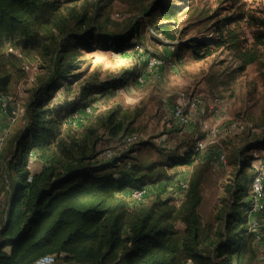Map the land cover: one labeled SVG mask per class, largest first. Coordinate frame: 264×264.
Instances as JSON below:
<instances>
[{
	"label": "trees",
	"instance_id": "1",
	"mask_svg": "<svg viewBox=\"0 0 264 264\" xmlns=\"http://www.w3.org/2000/svg\"><path fill=\"white\" fill-rule=\"evenodd\" d=\"M177 15L175 4L164 5L162 21L154 28L170 43L178 39ZM142 19L123 26L130 29L125 37L110 32L116 23L105 20L101 7L91 11L84 4L65 7L62 0H0V93L11 95L15 83L29 77V69L36 77L25 90L27 129L17 149L0 146V196L5 182L14 191L7 210L0 198V264H35L48 256L63 264H256L264 252L250 230L254 193L250 196L242 183L243 170L232 185V202L223 199L210 224L201 213L197 182H188L177 204L161 193L138 203L122 194L171 177L166 161L130 156L142 142L138 111L118 107L84 116L77 127L65 124L93 92L107 87L99 75L87 74L82 50H94L95 41L119 48L137 36ZM228 33V40L184 45L200 60L226 43L238 48L243 68L259 59L256 50L240 47L235 30ZM137 134L138 142L125 147L126 139ZM104 137L120 141L121 151L108 156L100 148ZM204 148L195 143L184 157L169 155V161L175 160L170 167L192 165L204 156ZM10 152L4 179L1 162ZM34 163L40 165L38 172L32 170Z\"/></svg>",
	"mask_w": 264,
	"mask_h": 264
},
{
	"label": "rangeland",
	"instance_id": "2",
	"mask_svg": "<svg viewBox=\"0 0 264 264\" xmlns=\"http://www.w3.org/2000/svg\"><path fill=\"white\" fill-rule=\"evenodd\" d=\"M161 1L164 3L160 6ZM62 3L65 7L84 4L91 11L101 7L105 20L116 23L110 32L125 37L130 29L123 26L131 19L135 22L143 17L137 36L132 34L119 48L107 49L95 41L94 50H82L84 69L86 65L89 67L87 74L99 75L98 80L107 87L93 92L76 112L90 107L91 113H85L88 117L118 107L138 111L136 127L142 142L132 147L137 152L132 151L135 154L130 156L135 160L143 157L147 162L166 161L171 174L155 183L153 193L172 197L177 204L185 194L180 181L197 182L203 196L201 213L210 224L215 223L217 207L223 204V199L232 202L236 184L232 185L240 170L245 172L242 183L251 196L256 175L261 173L264 177V0H62ZM168 3L178 7L179 32L173 43L154 29L162 21L160 10ZM149 9L148 19L145 14ZM231 29L238 34L241 48L259 53L257 61L241 67L238 48L231 43L213 47L211 56L201 60L195 58L193 49L185 46L189 42L228 40ZM155 58L163 63L154 68L150 64ZM28 72L29 77L15 83L11 94L24 113L25 90L34 85L36 78L34 69ZM57 94L56 101L60 102L64 91ZM184 95L205 99V105L199 107L186 125L174 116V106ZM21 115L18 122L24 119L25 114ZM199 142L205 147L203 157L189 166L170 167L175 160L169 161V155L183 156ZM120 146V141L109 137L100 143L107 154L121 151ZM36 169L34 163L32 170ZM10 184L5 182L6 190L0 196L5 208L14 192ZM3 191L0 188V195ZM251 210L250 230L260 234L257 246L263 248L264 211L251 215ZM254 220L260 221L261 226Z\"/></svg>",
	"mask_w": 264,
	"mask_h": 264
},
{
	"label": "built area",
	"instance_id": "3",
	"mask_svg": "<svg viewBox=\"0 0 264 264\" xmlns=\"http://www.w3.org/2000/svg\"><path fill=\"white\" fill-rule=\"evenodd\" d=\"M163 63V60L155 58L152 60L150 66L151 67H158ZM0 104L2 111L7 114H9L10 121L12 123H15L18 121L19 117L24 115V109L21 110L19 101L16 100V98L12 95H3L0 93ZM202 105H205V99L202 98L199 95L194 96H186L184 95L182 97V101H179L174 106V116L177 119V121L180 124L186 125L191 122V119L193 116L199 111V107ZM212 108V107H211ZM91 113L90 107H85L84 109L77 111L70 115L66 120L65 124L70 125L72 127H77L81 121L83 120V117L85 116V113ZM140 139V136L134 135L129 136L126 139V142L124 144L125 147L130 146L133 143L138 142ZM198 146L202 147V143H198ZM108 156H111V151L108 152ZM253 191H254V204L252 206L251 215L257 214L259 212L264 211V177L263 175L257 174L254 181ZM180 185L183 188L184 192L189 187L188 181L181 180ZM152 186L146 185L143 187L132 189L128 195V199L132 202L138 203L139 201L144 200L148 195L151 194ZM256 221V225H260V221ZM259 226V227H260ZM260 237V234H257V238ZM258 261H264V252L261 250L258 255ZM35 264H60L55 261V258L53 256H48L44 259H41L37 261Z\"/></svg>",
	"mask_w": 264,
	"mask_h": 264
},
{
	"label": "crops",
	"instance_id": "4",
	"mask_svg": "<svg viewBox=\"0 0 264 264\" xmlns=\"http://www.w3.org/2000/svg\"><path fill=\"white\" fill-rule=\"evenodd\" d=\"M24 114H25L24 119L22 118L19 120V122L17 121L15 123H12L10 121L9 114H7L6 112L4 113L2 111L1 104H0V146H1V148L6 147V146L11 144L14 149L15 148L17 149V142H18L19 138L21 137V135L24 133V129H25L26 124H27V122H25V121H27L26 113H24ZM13 154L14 153L10 152L6 156V158L4 160H2V162H1V169L3 171L2 175H3L4 179L7 178L8 163L11 160ZM35 164L37 165L36 172H38L40 169V165L37 163H35ZM151 186H152V191H151L150 195L154 194L153 190L156 187L155 184H152ZM131 190L132 189L124 190V191H122V194L128 196ZM10 199H11V197H9V203H10Z\"/></svg>",
	"mask_w": 264,
	"mask_h": 264
},
{
	"label": "water",
	"instance_id": "5",
	"mask_svg": "<svg viewBox=\"0 0 264 264\" xmlns=\"http://www.w3.org/2000/svg\"><path fill=\"white\" fill-rule=\"evenodd\" d=\"M25 129H27V128H25ZM25 129H24V130H25ZM21 136H22V135H21Z\"/></svg>",
	"mask_w": 264,
	"mask_h": 264
}]
</instances>
